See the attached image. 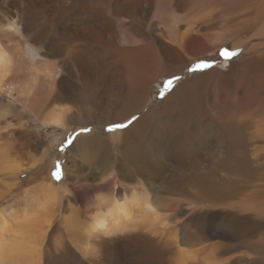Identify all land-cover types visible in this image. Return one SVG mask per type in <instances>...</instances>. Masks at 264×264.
I'll use <instances>...</instances> for the list:
<instances>
[{"label":"bare ground","instance_id":"obj_1","mask_svg":"<svg viewBox=\"0 0 264 264\" xmlns=\"http://www.w3.org/2000/svg\"><path fill=\"white\" fill-rule=\"evenodd\" d=\"M69 2L0 0V118L17 109L42 130L84 131L69 156L45 148L37 170L21 163L36 149L30 136L15 154L0 133V264L64 261L71 249L90 260L101 253L135 264L125 257L135 247L148 257L136 264H203L204 251L219 247L204 244L215 239L244 264L264 261L255 241L264 234V0ZM34 24L51 52L30 37ZM226 44L230 59L209 64ZM24 65H32L33 77ZM162 85L163 99L154 104L149 94ZM112 123L129 126L110 135L98 130ZM104 149L121 154L113 158L119 170L101 163L109 157H99ZM64 161L74 163L78 181L63 168L54 180ZM105 175L111 185L133 184L99 197L83 222L69 195L81 181ZM177 207L189 224L180 241L164 219ZM213 216L224 226H190L192 217Z\"/></svg>","mask_w":264,"mask_h":264},{"label":"rangeland","instance_id":"obj_2","mask_svg":"<svg viewBox=\"0 0 264 264\" xmlns=\"http://www.w3.org/2000/svg\"><path fill=\"white\" fill-rule=\"evenodd\" d=\"M261 1H263V0H261ZM61 3L62 4L67 3L68 4L70 2H69V0H61ZM9 12H13V11L11 9H9ZM69 17L71 18L72 16H69ZM0 19L1 20L3 19L2 13H0ZM68 21L71 22L72 19H69ZM27 27H28V25L24 24L23 29H26ZM29 33H30V37H34V39H35L34 41L38 44V46L40 48H42L47 53L51 52L52 44L47 43L46 36L44 35V30H42L41 28H38L37 25L34 24V27L30 29ZM230 51H231L230 44H226V45H222V46L218 47L216 49L215 53L214 52L212 53V55H211L212 59L209 60V64H213L216 67L223 65L225 63V61L229 60L230 57L232 56ZM44 59L48 61V59L46 57ZM18 60H19V58H18ZM26 60L27 59H25V61ZM209 64L207 67H209ZM195 70L196 69L189 70V72H187L186 75L187 76L192 75V73H193L192 71H195ZM32 71H33L32 65H24V72L27 75H29L30 77L34 76L32 74ZM162 80H160L161 84L164 81V80L163 81ZM16 86H17V84H16ZM163 90H164L163 85L162 86H154L152 89V92L149 94V99L151 100V102H153L154 104L160 102L163 99V92H164ZM4 99H5L4 97H1L0 103H3ZM9 99L12 102H15V96H14V99H13V97L9 98ZM4 117L0 118V133L3 135L4 140L7 141L8 144L13 148V150L15 151V154L17 153L18 150L20 151V149H21L20 148L21 147V141H23L25 139V137L27 138L28 136H30L29 138L31 139L32 145L36 148L35 151L30 152L31 155L33 154L30 159L29 158L28 159L23 158L24 160L21 159L22 160L21 163L23 164V167L25 166L24 168H27L26 165H28V168H29V166L30 167L32 166V167H34L35 170H37L38 166L40 165V164L36 163V162H38V158H39L38 156L45 148L50 147L49 149L51 150L50 152L53 154V156H54V154L60 155V152H62L65 157L69 156L67 153H68L70 145L73 143L74 139H76L80 135H82V136L84 135V131H82L81 128L79 129L80 126H74V127H77L76 129H79L76 132H74V130L71 131V129L69 128L70 126L65 127V128L64 127H56L54 129L42 130L39 125H36V124L32 125L31 124L32 120L30 119V116H28L27 114H20V112L17 109L9 110L5 114ZM128 126L126 125V126L122 127L121 124H113V123L112 124H104L98 130L101 132L102 135H110V134H113L114 132L124 130V129L128 128ZM74 127H72V128H74ZM78 133H79V135H78ZM19 144H20V146H19ZM15 147H16V149H15ZM72 153H74V154L71 155ZM71 154H70V156L75 157L77 159V162L79 163L80 161L76 157L78 154H76L75 152H71ZM106 156H109V157L105 158V160L103 159L101 161V163H104L105 167L113 168L115 170H119V166H120L119 162L115 161L113 158L120 160L121 154L117 153L114 149H109V150L104 149L102 151V155L100 154L99 157H106ZM108 158H111V161H106V159H108ZM63 164H65L64 167H61L60 163H58L56 165L55 173H54V180L57 183L60 182L61 176L59 173H61V169L63 168V173L66 174L68 176V178H71V182L78 181V179H76V177H77V175H80V174H77L75 172L74 163H71L70 161H68L67 163L65 162ZM80 165H81V163H79V165H77V166L79 167ZM65 168H66V170H65ZM98 168H100L99 165H97V166L94 165L93 171L97 172ZM83 172L84 173H81V176L88 173L87 170H85ZM29 174H30V171L23 173L21 176H19L20 180L26 181V179H28ZM49 174H50V169H49ZM51 175H52V169H51ZM44 177H47V174H45ZM109 179H110V177L108 175H105L102 177L100 176V178L98 180L95 178L94 179L90 178V179H87L86 181H81L80 183H78L75 186L77 190L73 191L74 193L73 192L70 193V195H69L70 196V200H69L70 206L73 208L74 211L78 212V217L83 222L88 221L89 214L92 213L91 209H93L96 201L99 200V197L111 199L116 194H121L122 189L124 187H126V184H133V183H126V182H119L120 184H117V181H116V184L114 182L111 185V184H108ZM122 185H123V187H122ZM111 188L112 189L114 188V189L112 190ZM9 199L10 198L7 197L6 200H4V202L8 201ZM84 206H86V208H88V210H87L88 214L86 213V211L84 212V210H85ZM165 209H168V208H165ZM217 211H219V208H214L213 215H215ZM180 212L181 213L183 212V213L181 214ZM220 212H221V214H224L223 211H220ZM164 215H165L164 219L166 220V224H167L166 229L170 232H173L174 234L177 232L176 233L178 236L177 241H180L182 239L180 235H184V234L179 233V231L181 232L183 230L182 228L189 225V224H187L188 223L187 222L188 216L184 215V209L179 208V211H178V207H177V211L175 210L174 214H172V213L168 214L167 213ZM190 220H191L190 226L191 227H194V226L197 227V230L198 229L199 230L204 229V227H207L208 223H209V226H211V228H214V229L224 226V221L221 220L219 217H216V216H213L209 222L205 221L204 219H200L198 217H192V218H190ZM204 222H206V223H204ZM56 228H55L56 230L54 231V235H52L54 239H57L61 236L60 227L58 226ZM206 230H208V229H206ZM150 236H151V238H153L154 235H150ZM154 238L156 239L157 237H154ZM255 241L256 242L258 241L256 246H258V247L260 246V250L264 248V234H261ZM55 245L56 244L54 242L53 245L51 246V248H54ZM204 245H207L209 247L211 245H214V247H216V246H219V247H217L218 248L217 250L209 248V250L207 249V251H204L203 255H208V259L205 258L206 260L204 259L205 261H203V264H244V261H242V260L240 261V259H238V257H239L238 256L239 254H237V253H239L238 251H231V252L227 251V252H225V243L222 240H219V239L209 240L208 244L206 242ZM221 246L223 248H221ZM150 247H152V246H150ZM153 248H154L153 250H155L157 247H153ZM145 252L141 248L135 247L131 251L132 254H129V255L127 254L125 257H126V260H128V261L130 260V262L133 261V262H135V264L137 263V261L143 263V262L147 261V258H148L146 256ZM96 253H97V251H96ZM262 253L264 255V249L262 250ZM98 255H96L98 258H95V256H94L90 260L89 258H86L82 254H80L79 251L77 252V251L71 249L69 254L67 252H66V254L64 253V255H63L64 257H62V258H64V261L61 260V257H58V258L54 257L53 259L48 260L45 264H119L115 260V258L111 259V258L107 257V259H106V257L105 258L102 257L103 255L101 253ZM47 256H48V252H47ZM255 262L256 263H253V264H264V261H261L259 256H258V260L257 261L255 260Z\"/></svg>","mask_w":264,"mask_h":264},{"label":"snow or ice","instance_id":"obj_3","mask_svg":"<svg viewBox=\"0 0 264 264\" xmlns=\"http://www.w3.org/2000/svg\"><path fill=\"white\" fill-rule=\"evenodd\" d=\"M122 126V125H121Z\"/></svg>","mask_w":264,"mask_h":264}]
</instances>
